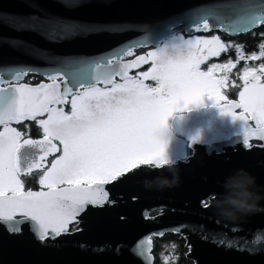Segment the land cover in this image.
Listing matches in <instances>:
<instances>
[{"label":"water","instance_id":"water-1","mask_svg":"<svg viewBox=\"0 0 264 264\" xmlns=\"http://www.w3.org/2000/svg\"><path fill=\"white\" fill-rule=\"evenodd\" d=\"M226 7L238 14L222 20ZM255 17L264 18V0H0V86L35 88L52 81L20 80L29 73L61 74L78 91L80 66L109 58L113 65L130 63L139 56L124 59L129 50L157 46L177 32L219 31L236 37L264 24ZM204 20L208 30H202ZM57 25L70 28L58 33ZM82 28L88 31L78 30ZM140 68L141 64L130 69L129 76ZM19 73L24 75L16 79ZM229 102L239 100L229 98L218 108L201 106L173 115L169 128L185 138L190 154L176 159L173 171L141 166L126 179L106 185L115 203L103 208L87 206L70 234L42 243L28 225L22 234L13 235L0 222V264H155L151 237L165 233L184 238L185 256L192 264H264V210L227 220L215 207L231 193L226 185L239 170L254 177L256 190L264 195V141L252 136V147L243 145V122L221 112ZM247 123L250 130L257 127L251 120ZM27 150L29 159H34L36 150ZM174 172L178 186L155 185L162 179L173 181ZM146 181L153 186L146 187ZM41 190L47 189L31 191ZM202 203L211 207L202 208ZM259 203L264 209V199ZM233 237L256 241L257 250L240 251L220 243Z\"/></svg>","mask_w":264,"mask_h":264},{"label":"snow or ice","instance_id":"snow-or-ice-1","mask_svg":"<svg viewBox=\"0 0 264 264\" xmlns=\"http://www.w3.org/2000/svg\"><path fill=\"white\" fill-rule=\"evenodd\" d=\"M237 14L235 9L226 7L222 20ZM255 19L264 23V18ZM69 28L57 25L55 30L61 33ZM208 29L209 23L204 20L202 30ZM174 40L183 42L166 43L149 52L147 57L139 56L130 63L113 65L109 58L106 62L80 66L77 72L82 82L78 91L69 87L70 81L61 74H49L52 83L35 88L26 84L0 86V126L3 127L0 131V222L10 234H22L25 225L42 243L70 234L69 225L77 222L87 206L103 208L115 203L105 190L106 185L126 179L128 173L141 166L160 167L168 162L165 132L167 120L174 112L190 111V105H202L205 97L215 107L225 99L219 93L223 80L214 78L213 73L234 65L213 64L207 72L199 70L206 59L226 50L219 38L174 37ZM148 60L152 61L153 68L139 73L143 79L129 76L130 69ZM261 69L264 70V65ZM21 75L24 73L17 74L16 79ZM117 76L123 83L116 82ZM144 79L157 81L158 87L150 88ZM242 79L244 87L239 93V102H229L228 108L221 112L243 122V145L250 148V137L264 141V83L255 75V70H246ZM0 84H3L2 78ZM100 84L105 87H99ZM69 96L70 113L54 106L67 103ZM234 109L242 111L237 114ZM44 114L47 118L38 121L43 128L42 140L24 139L11 126L13 122L36 120ZM248 120H254L257 127L250 130ZM22 149L25 151L21 156ZM27 149L36 150L34 159H29ZM54 153L60 154L50 161V167L39 181L47 190L25 191L21 175L43 167ZM201 207L207 209L211 205L202 203ZM220 243L240 251L257 250L253 247L256 241L238 237Z\"/></svg>","mask_w":264,"mask_h":264},{"label":"rangeland","instance_id":"rangeland-1","mask_svg":"<svg viewBox=\"0 0 264 264\" xmlns=\"http://www.w3.org/2000/svg\"><path fill=\"white\" fill-rule=\"evenodd\" d=\"M174 37H182L183 39H195L197 37L202 38V39H212L213 37H218V36H216L215 34H212V35H206L204 33L185 34L183 32H177V33H174L173 35L165 38L159 45L154 46L153 49H150L149 52L156 51L157 48L163 47L164 44H166V43L171 44L173 42H179V43L183 42V40L175 41ZM224 45L226 48H229V45H227V44H224ZM226 51H227V49L223 52L226 53ZM227 53H228L227 55H230L231 53H233L232 57L228 58L227 60H225L223 62L219 61L217 63H214L216 65H224V64H229V63L231 65H234V66L230 67L229 69H217L213 73L214 78H216L218 80H223V83L219 86V93L221 96H223L225 98V96L221 93V87L226 88V87L230 86L232 83L233 84L238 83L239 93H240V91L243 90L244 80L242 79V77H243L246 70H255V75L260 77L261 83H264V70L261 69V66L264 65V41L259 45V47L257 49H255V51L248 52V51H245V49L240 47V46H233V47L231 46V48H229ZM253 56H256L258 58L252 59L251 57H253ZM241 57H243V58H241ZM212 65L208 66L207 68L202 67L199 70L201 72H207L208 69ZM237 67H238V69L236 70ZM152 68H153V63L151 61V64L146 69V72L151 71ZM234 70L236 72L234 75V77L236 76L235 77L236 81L233 82L231 75L234 73ZM140 78L143 79L142 77H140ZM47 79H49V78L47 77ZM249 79H251V77H249ZM146 80H148V79H144V82ZM43 81H45V80H43ZM16 82H18V81H16ZM146 85H148L150 88L158 87L157 81H154V80L153 81L151 80L150 83L147 82ZM239 93H238V96L236 98L237 100H239ZM226 100H228V99L225 98L224 100L218 101V103H221V102L226 101ZM208 104L209 105L214 104V102L212 100L208 99L207 97H205L202 105L208 106ZM195 106L198 108L201 105L200 106L190 105L189 107L192 109L193 107L196 108ZM181 111H183V110H181ZM179 112L180 111L174 112L169 118H171L173 115H175ZM251 122L254 126H257L256 122L254 120H251ZM41 130H42V132L40 134H44L43 129H41ZM165 139L167 142L166 154L168 155V157L170 159H173V160L184 158L186 140L184 137L176 135L175 133H173L170 130L169 120H167ZM255 143H257V142H255Z\"/></svg>","mask_w":264,"mask_h":264},{"label":"trees","instance_id":"trees-1","mask_svg":"<svg viewBox=\"0 0 264 264\" xmlns=\"http://www.w3.org/2000/svg\"><path fill=\"white\" fill-rule=\"evenodd\" d=\"M204 34H215L220 39L221 43L229 45V48H231V46H240L244 48L245 51L251 52L255 51V49H257L259 45L264 41V24L254 28L250 33L241 34L236 37H230L219 31H210ZM229 48L225 47L227 51L229 50ZM227 51L226 53L222 51L219 54L220 62H223L232 57L233 53L227 55ZM237 69L238 67L236 68V70ZM235 73L236 72L234 70V73L231 75L233 82L236 81V76L234 77ZM40 80L48 81L49 79H47V77L45 76H39L33 73H29L20 81L34 84L38 83ZM221 93L225 96L226 99L237 98L239 93L238 83H232L226 88L221 87ZM189 154L190 149L187 147L186 142L185 156ZM151 242V253L153 255L155 264H192V262L189 261L185 256V240L181 235H178L176 233H165L162 237H151Z\"/></svg>","mask_w":264,"mask_h":264},{"label":"clouds","instance_id":"clouds-1","mask_svg":"<svg viewBox=\"0 0 264 264\" xmlns=\"http://www.w3.org/2000/svg\"><path fill=\"white\" fill-rule=\"evenodd\" d=\"M176 167L177 162L168 158V162L166 164L153 168L154 170L162 172L164 169L173 171ZM174 177V180L171 182L166 179H162L156 181L155 185L159 188L178 186L179 177L175 172ZM145 186L152 187L153 184L146 181ZM226 186L231 188V193L215 205L218 213L225 219L236 220L258 210H264L261 208L259 203L262 199H264V195H261L260 192L256 190L255 178L245 173L244 170H239L236 175L230 177L228 185ZM225 205H227V207H225Z\"/></svg>","mask_w":264,"mask_h":264},{"label":"flooded vegetation","instance_id":"flooded-vegetation-1","mask_svg":"<svg viewBox=\"0 0 264 264\" xmlns=\"http://www.w3.org/2000/svg\"><path fill=\"white\" fill-rule=\"evenodd\" d=\"M153 47L154 46H148V47H145V48L137 47L135 49H131V50H129L128 54L126 55V57L124 59H132V58H135V57L144 55V54L148 55L149 50L150 49H153ZM129 53H131V54H129ZM219 61H220V55L219 56H215V57H209L202 64H200L199 69H201L202 67L207 68L208 66H210V65H212L214 63H217ZM150 64H151V60H148V62L141 64V68L139 70H136V71L132 72L131 73L132 74L131 77H133V78H140L139 77V73L146 72V69L150 66ZM115 80H116L117 83H123V80L122 79H119L117 77L115 78ZM150 81L151 80L148 79L144 83L145 84L147 82L150 83ZM98 86L99 87H105L102 84H100ZM70 100H71V96H69L67 103L57 104V105H54V106L57 107V108H63L66 113H70L71 112V103H70ZM217 104H219V103H217ZM210 105H214V104H210ZM201 106H203V105H201ZM208 106H209V104H208ZM200 107H198V108H200ZM198 108L197 107L196 108L193 107L192 109H198ZM186 110L180 111L179 113L185 112ZM44 118L45 119L47 118V114H45L43 117L37 118L36 120L24 121V122H21V123H18V124H11V126L12 127H15L18 131H20L23 134V137L22 138H24V139L25 138H37V137H39L41 135H44V134H40L42 132L41 129H43V128L38 123V121L40 119H44ZM168 120L170 121V118ZM2 130H3V127L0 126V131H2ZM254 142H257V141H254ZM257 143H259V142H257ZM59 147H62V146H59ZM59 154L60 153H57V154H54V155L49 156L47 158V161H48L47 166L43 167L42 169L33 170L32 173L29 174V175H21L20 178H21L22 182L24 183V189H25V191L45 189L39 183L40 178L43 175L45 169L47 167H50V161L56 155H59ZM76 227H77V222H74L73 224H70L69 225L70 231L76 229Z\"/></svg>","mask_w":264,"mask_h":264}]
</instances>
